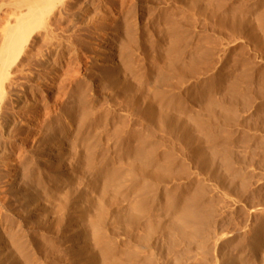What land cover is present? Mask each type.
Listing matches in <instances>:
<instances>
[{"label":"bare ground","instance_id":"6f19581e","mask_svg":"<svg viewBox=\"0 0 264 264\" xmlns=\"http://www.w3.org/2000/svg\"><path fill=\"white\" fill-rule=\"evenodd\" d=\"M122 1L124 2V0ZM139 4L143 6L141 9L144 16L148 10L149 18H157L165 23L164 39L167 38L165 41L169 39L171 42L167 46L168 49L160 54L162 64L159 63L161 75L158 77V86L155 88L154 94L139 93L140 89L137 87L139 89L137 91V88L134 89L132 86L133 84L141 86L144 79L142 80L139 74L132 78L133 81L124 76L121 77L122 72L127 74V71L132 70L130 65L124 67L126 65L124 60L128 61L133 56L131 53L133 46H131L132 40L122 44L119 42L120 45H118V30H122L124 25L120 29L115 27L116 29L114 28L115 30L113 29L112 33L103 39L100 59L105 64L103 66L106 70L101 69L103 72L105 71V74L108 71L102 81L106 84L111 83L113 88L111 90L115 91L114 93L117 91V97L124 102L126 108L123 112L127 113L129 117L135 116L137 120L135 128L131 127L132 129L127 133L128 118H124L123 114H120L118 116V119H121L120 123L114 127V135L118 139L117 145H121L119 150L125 151L123 157L125 156L127 159H121L118 156V162H111L108 159L109 162L104 161L101 164L99 161L96 162L95 153H92L94 150L90 149L86 154H81L79 159L82 162H87L86 167L91 171L90 173L100 175L104 180L92 182L91 189L94 193H91H96V197L84 194L82 191H78L77 195L75 192H66L62 195L58 207L52 208L58 209L55 214L54 210L52 211L56 215L57 224L54 221L52 227L49 223L52 227L51 231L61 232V236L58 234L59 239H62L61 242L71 244L70 255L75 260L81 259V262L83 259V264H157V248L155 247L158 242L153 246L156 237H158L157 240L162 241L159 243L165 242L168 247L165 248L169 255L177 253L182 242L186 244L185 251L175 255L174 264H183L186 260H193V264L240 263V253L244 249L246 241H251L257 246L262 244L264 237V233H259L262 230L260 224L262 221L259 218L255 219L252 214L261 206L264 209V194L260 188L258 190L257 187H254L253 180L257 178H253L255 174L252 176L248 173L250 171L248 164L257 161L258 153L260 152V156L264 157V136L255 135L254 142L257 149L253 152L250 162L240 158L238 154L236 156L232 147L237 141L233 137L232 128L238 123L236 122V109L232 104L238 102L245 106L252 99H263L264 102V84L258 89H253L254 87L251 86L252 81L254 82L253 70H260L256 64L257 56L254 60L246 58L244 48L235 46L236 48L232 50L231 47L243 38V40L255 44L260 52L264 53V35L259 37L260 33H257L259 29L261 32V28L264 30V9L256 13L250 9L244 13L246 9L242 3L243 6L238 3L239 6L227 8L226 0H139ZM130 8L133 9V7ZM172 9L174 11L180 9L185 12L180 18L173 17L171 14L173 11L170 12ZM49 10L45 7L33 9L32 6H27L25 10H20L16 20L14 19L0 36V115L10 93H14L13 90L10 92V87L14 86L15 88V60L22 57L24 53L26 54V49H28L26 46L28 43L30 44L35 32L43 29L45 30L43 34L46 32L47 37H50L52 33L49 25L50 18L47 17ZM130 11L122 17L128 19L133 12ZM132 19L128 21H132ZM120 20L122 19L120 18ZM199 20L203 22H197ZM195 22L199 25L203 24V26L201 25V28L199 26L200 29L195 31L194 39H192L191 35L195 30L193 28H196ZM51 24L53 25L52 22ZM118 46H120V50ZM228 68H231L230 73L226 72ZM259 74L264 75V71H260ZM173 78L174 82L175 78L177 79L176 83L172 82ZM191 80L193 83L187 84ZM206 86L225 87L223 99L218 101L216 92H212L214 87L213 89L209 88L208 92L200 94L202 100L205 101V104L203 102L204 105L200 108L201 113L193 115L194 111L190 110L191 108L185 109V104L197 101V96L195 97L197 91ZM165 89L170 94L164 96L165 93L161 90ZM10 97H13V94ZM12 99L10 100L12 101ZM262 110L261 106L257 113L260 114ZM89 113L93 114V112ZM82 114L84 115V113ZM10 120L8 119L6 122L2 119L5 123L0 122V132L8 128L11 130ZM159 132L164 133V136L169 140L158 138ZM3 134L0 133V138ZM4 139L0 140L3 142ZM239 143L244 147L247 139L242 138ZM165 144L167 148L163 150ZM58 146V151L62 149L61 152H63L62 145ZM177 146L180 147L179 150ZM55 149L54 151H56ZM51 150L48 148V151L51 152ZM42 151L45 152L44 148ZM51 157L50 159H53ZM257 163H260V167L264 169V160H259ZM237 164L241 168L245 166L244 170L237 169ZM192 167L195 168L194 172L191 171ZM262 175L264 178V173ZM15 183L17 184L18 181L13 184ZM20 189L18 188V190ZM217 191H222L223 196L217 194ZM259 191L261 195L258 194ZM22 193L24 192L21 190V195H23ZM36 197L39 199L38 196ZM37 199L34 200V203L39 201ZM219 199L227 200L224 203H228L227 209L228 212H231L221 219L216 218ZM39 204L40 202L34 206ZM28 205L30 204L28 203ZM44 208L46 207L44 206ZM231 215L237 216L235 222ZM262 218L264 219V217ZM18 223L21 224L20 220ZM84 225L87 226V229L81 231ZM111 228L113 229L110 230ZM15 229L17 231V227ZM76 230L78 233H75ZM241 230L250 234V238L247 240L244 236H237L235 241L229 245L231 252L235 251L234 254L220 255L217 249L220 242L224 244L226 236ZM18 234H15L16 237ZM1 235L3 234L1 233ZM3 236L0 239H3ZM51 236H48L47 244L54 252L59 248V241L56 239L58 241L56 242L55 238ZM3 240L0 242L2 245ZM14 245L17 247L16 249L22 251L20 244ZM90 245L94 247L95 252L90 250ZM161 248L159 249L161 250ZM192 248L196 249L195 253ZM91 249L93 248L91 247ZM31 256L23 253L27 264H36L37 262L35 263Z\"/></svg>","mask_w":264,"mask_h":264},{"label":"rangeland","instance_id":"374dc122","mask_svg":"<svg viewBox=\"0 0 264 264\" xmlns=\"http://www.w3.org/2000/svg\"><path fill=\"white\" fill-rule=\"evenodd\" d=\"M226 3L227 8L243 4L246 9L244 13L250 9H252L254 13L264 9V0H226ZM27 6H32L33 9H37L38 7L50 9L47 17L50 18L49 25L52 33L50 34V37H47L48 35H46V32L43 34V31H45L43 29L35 32V35L33 34L30 40V44L33 46H30L29 43L26 46L28 47V49H26V54L29 52V55L24 53L22 57L20 56L19 59L15 60V88L14 86H12V88L10 87V92L13 90L14 93L9 92L11 96L13 94L15 99H12L13 97H10L9 95L8 101H6L4 104L5 106H3L5 108L2 109L0 115L6 122L8 119L10 120L11 117V122H8L12 125L10 127L11 130L9 128L7 129L8 132L7 130L0 132L8 135H1L2 140L5 138V142L0 140V145L3 146H0V155L2 154V156H0V235L1 233L5 235H1L0 237L3 236V239H8V241L3 240L2 238L0 239V242L3 240L5 243L4 244L2 241L4 246L0 244V264H27L23 257V253L28 256L32 255L31 258L33 257L35 263L37 262L36 264H83V259L81 262V259L75 260V258L70 255L71 244L61 242L62 239H59L58 237L59 235L61 236V232L54 233L51 231L54 225L52 223L57 221L56 215L54 214L58 208L56 210L54 209L61 202V196L66 192H75V195H77L78 191H82L84 194L87 193L96 197V193L93 194L94 192L91 189L92 182L97 180V182H100L104 180V178L100 175L97 176L90 173L91 171L86 167L88 165L87 162L80 161L79 156L84 153L86 154V152L92 149L94 150L92 153H95L97 163L99 161V163L101 162L102 164L104 161H108V159L111 162H118V156L121 159H127V157H123L125 151L119 150L121 145H117L118 139L114 135V127L120 123L121 119H118L120 114H123L124 118H128L127 133L130 132L132 128L134 129L137 124L135 116L129 117L127 113L123 112L126 108L124 102L117 97V91L114 93L115 91L113 92V90H111V83L106 84L102 81L108 72L107 71L106 74L105 71L103 72L102 69L105 64L101 62L100 59V50L102 51L101 45L104 43L103 39H105L108 34L112 33V30L115 27L120 29L124 25V28H121L122 30H118L120 36L118 35L117 37L119 38V40L117 39V43L120 45V43L122 44L126 41L132 40L131 46L133 47H131V53H133L134 57L131 56L132 59L130 58L128 61L124 60V64H126L124 67L130 65L132 70L127 71V74L126 72H122L121 77L124 76L126 79L133 81L132 78H135V76L139 74L142 80L144 79L141 86H137V84H133L132 86H134V89L135 87H138L140 89L139 91L137 88L139 93L146 92V94H154L155 88L158 86V77L161 75L159 63L162 64L160 54L168 49L167 46L171 42L169 39L168 41H165L167 38L164 39L163 34L166 33L165 23H163L162 20H157V18H149L150 15L148 14V10L144 16L141 9L143 6L139 4V0L137 2L136 0H124V2L122 0H63L61 2L60 0H0V36L6 31L10 23L13 22L14 19L16 20V16L19 14L20 10H25ZM130 7H133V9ZM129 11L131 12V15L133 14L132 16L130 15L128 19L122 17L126 16V12ZM171 11H173V13ZM175 11L174 9L170 10L173 17L178 18L182 17L185 12L180 11V9H177L176 12ZM120 18L122 20H120ZM124 19L125 21H123ZM130 19H132V21H128ZM201 20L197 22L202 23L203 21L201 22ZM201 25L203 26V24L199 25V23H196V28H193L195 30L191 35L192 39H194L193 34L195 31H198L202 27ZM160 28L161 30L163 29V33L160 32ZM262 30L263 28H261V32L260 29L257 32L258 34H261V36L260 34L258 35L259 37L264 35V33H262L264 30ZM36 40L39 41L37 42ZM235 46H240L246 50V58L254 60L257 56L256 64L259 66L260 70H253L254 82L252 81L251 86L254 87L253 89H258L264 84V75L259 74L260 71H264V53L262 51L260 52L255 44H251L246 40H243V38L231 47V49L233 50L236 48ZM119 47L120 46H118V49L120 50ZM163 48L164 50H162ZM123 52H125V50H123ZM238 52L240 53V51ZM98 53L99 56H97ZM104 70H106V68H104ZM230 71L231 68H228L226 72L230 73ZM132 73L134 77L131 75ZM176 81V78L175 82L174 78L172 79V82L176 83ZM192 83L191 80L187 84ZM213 87L206 86L201 90H198L195 95V97L197 96V101L186 103L185 109L191 108L190 110L194 111L193 115L200 114V108L205 104V101L202 100L200 94L202 92H208L210 89H213L212 92H216V96L218 97L217 100L222 101L225 87ZM161 91L165 93L164 96L170 94L167 89ZM10 99H12V101ZM234 105L232 104L233 108L235 107L236 109V122L238 123L236 124L239 126L235 125L232 128L233 137L237 141L232 148L236 152V156L238 154L240 155V158H244L250 162V160H252L251 156L253 152L257 149L256 143L254 142L255 135L264 136V102L263 99H252L249 101L248 105L244 106V104L238 102H235ZM261 106L263 110L258 114L257 110ZM89 112H93V114ZM82 113H84V115ZM124 114H126V117ZM1 118L0 122H2V124L5 123ZM159 133L158 138L162 137L167 141L169 140L164 136V133ZM242 138L247 139V143L244 147L239 143V140ZM170 140L172 139L170 138ZM57 144L60 145V147L62 145L61 148H63V152L65 153L61 152L62 149L61 151H58L57 148L59 146ZM221 144L223 145V143ZM43 145L46 146L44 147ZM52 146L54 149L56 148V151H54ZM165 146L166 144L164 145V148L162 147L163 150L167 148ZM43 148L46 153H43ZM48 148L50 150L52 149L51 152L48 151ZM97 148L98 150H96ZM178 148L180 147L177 146V149ZM57 152H61L62 154ZM70 154L72 155L70 156ZM258 154L260 159L256 157L257 161L248 164L250 167L248 168V170H250L248 173L252 174V176L255 174L253 178H257L253 180L254 187H257L258 190L260 188V191L264 194V178L262 175L264 169L260 167V163H257L259 160H264V157L260 156V152ZM113 155L114 158H112ZM49 156H52L51 158L53 159H50ZM236 166L238 167L236 168L241 171H243L245 167H242V169L238 164ZM55 169L57 170L56 172L54 171ZM191 169L190 170L194 172L195 168L192 167ZM209 178L208 180L210 181ZM17 181L18 183H15L16 186L13 183ZM210 183L212 184V181ZM18 188L21 189L18 190ZM21 190L24 192L22 193L23 195H21ZM19 191L20 193H17ZM221 192L222 191H217V194L223 196ZM259 192L258 194L261 195V192ZM36 196H38L39 199H37ZM35 198L39 200L37 203H34V200L36 201ZM225 201L227 202L225 199H219L218 201L217 219H221L225 217L224 215L231 213L228 212V203H224ZM38 202L41 204V209L40 204L37 205L39 207L36 206L37 208L34 206V204H38ZM28 203L30 205H28ZM44 206L46 208H44ZM260 209L252 214L255 219L259 218V220L262 221L260 223L262 230H260L261 232L259 233L263 234L264 219L262 217H264V209H262V206ZM41 210L43 211L42 213L39 212ZM44 210H47V212ZM53 210L54 214L52 212ZM18 216H21L22 218ZM231 218L234 222L237 220L236 215H231ZM19 220L21 223L20 225L18 223ZM10 223H13V225ZM55 224H57V222ZM85 226L86 225L82 226V230L81 228L80 230L85 231L87 229V226ZM16 227L17 231H15ZM47 227H49L50 230ZM54 228L57 229V227ZM112 229L113 228L110 230ZM77 230L75 233H78L79 230ZM15 234H18L19 237H16ZM240 235L247 238V240L250 238V234H246L243 230L238 232L234 231L233 234L230 233L226 236V242L224 244L223 242H220L217 248L220 255L229 256L230 254H234L235 251L232 250L233 252H231L229 245H231L237 236ZM48 236L59 241L56 240L59 248L54 252L47 244ZM15 238L20 240H15ZM157 239L158 237H156L155 240ZM155 240L153 246L154 244H157L156 242L159 244V246L157 244L155 247L157 248V264H174L175 255L178 254V252L185 251L186 244L182 242L177 249V253L174 252L169 255L168 250L166 249L168 247L165 242L163 241V243H159L162 241ZM15 242L20 244L22 251L16 249L17 247L14 245L16 244ZM260 245L256 246V244H253L251 241H246L244 249L240 253V263H238L264 264V237L262 238V244ZM89 247L90 250L95 252L92 245ZM91 247L93 249H91ZM160 247H162L161 250L159 249ZM192 249L193 253H195L196 249ZM193 263V260H186L183 264Z\"/></svg>","mask_w":264,"mask_h":264}]
</instances>
